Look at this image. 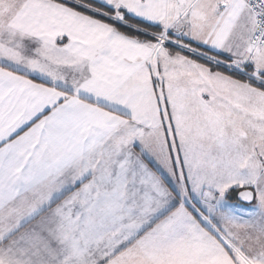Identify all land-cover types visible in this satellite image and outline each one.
<instances>
[{"label": "snow or ice", "instance_id": "obj_1", "mask_svg": "<svg viewBox=\"0 0 264 264\" xmlns=\"http://www.w3.org/2000/svg\"><path fill=\"white\" fill-rule=\"evenodd\" d=\"M0 264H264V0H0Z\"/></svg>", "mask_w": 264, "mask_h": 264}]
</instances>
